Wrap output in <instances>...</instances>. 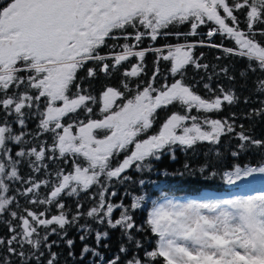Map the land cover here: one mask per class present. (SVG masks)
<instances>
[{"label": "snow or ice", "instance_id": "1", "mask_svg": "<svg viewBox=\"0 0 264 264\" xmlns=\"http://www.w3.org/2000/svg\"><path fill=\"white\" fill-rule=\"evenodd\" d=\"M242 10H246L247 31L239 28V20L234 15V12ZM209 22L216 26L208 31L209 39L219 33L236 45L235 49L223 48L224 53L246 58L250 67L256 66L264 71V44L255 39V25L264 23V0H233L231 5L227 0H0V109L8 115L15 113L23 128V109L32 108L35 104L40 117L38 127L42 132L53 133L50 151H58L60 157H82L86 164L84 166L74 159L73 169L69 172L63 169L57 171L54 180L37 182L31 177L23 180L18 169L21 161L13 158L7 144L26 143V133L14 134L7 122L0 124V215L8 212L16 199L14 195H9L13 182L30 185L22 192L17 189V194H33L34 198L29 203L45 206L42 211L25 209L26 215L10 211L12 220H18L19 224L14 226L8 221L12 235L6 242L7 251L18 256L20 264H30L33 258L35 264H43L40 257L44 256V252L40 249H51L52 245L47 241L57 231L55 227L50 232L47 229L56 225L64 230L85 217L100 224L106 222L112 229H122L137 250L143 245L132 232L147 229L157 237L155 249L146 250L144 258L133 256L127 264H156L157 260H161L162 264H264V192L222 200H153L144 224L137 225L135 211L141 208L143 196L132 197L130 206L113 204L105 195L107 184L101 181V177H106L108 181L113 178L127 180L124 175L126 170L132 167L137 171L150 168L151 161L159 160L165 151L171 152L175 158L173 146L190 149L198 142L216 145L224 135H234L240 141L239 150L231 151L234 159L253 147L264 148V142L247 135L243 125L240 126L241 131L236 132L234 122L206 115L220 111L223 102L229 105L237 102V98L231 93L217 96L207 83L204 88L212 98H205L197 94L194 84L185 82L186 66L194 65L197 69L208 67L194 59L196 43L135 50L145 36L156 41L159 35H169L163 30L171 25L190 23V32L176 33L187 38L197 35L199 26ZM129 27L135 30L134 35L126 31ZM140 28L145 31H140ZM259 35L264 36V30ZM107 39H132L135 43L113 44L108 54L101 55L98 49L107 46ZM199 43L204 44L203 41ZM209 46L222 47L215 44ZM116 48L122 50L117 52ZM149 51L156 53V68L147 85L137 90L132 98L107 87L97 99L76 83L78 69L88 61L100 63V71L108 74L110 67L118 69L134 57L139 62L126 70L123 76L138 77L144 71L143 61ZM109 60L113 61L111 65L107 63ZM161 60L171 63V77L180 78L168 83L165 76L164 82L156 87L155 83L161 76ZM223 71L227 72V69ZM21 72L27 75H19ZM95 76L96 72L90 68L88 77ZM73 86L76 92L69 95ZM21 87L26 90L13 91ZM123 87L129 90L126 81ZM27 89H34L37 94L31 95ZM220 91L224 92L223 89ZM258 91H264V81L260 82ZM41 98H45L46 104L43 111L39 110ZM117 101L125 102L117 104ZM97 103L102 119L91 118L94 109L90 105ZM174 104H178L184 114H171L158 134L140 139L153 127L158 110ZM78 110L87 114L86 123L62 124V118L77 114ZM193 110L204 115H192ZM252 115H264V108L255 110ZM98 132L104 133L103 138H97ZM129 152L118 166L111 167L113 158ZM25 156L35 158L30 164L33 171L39 172L46 157V146L39 149L32 147L27 151L21 148L15 153L17 158ZM188 167L186 164L185 169ZM206 168L211 171L208 165L200 167L199 171L206 174ZM255 174H264V166H241L237 163L234 170L223 171V180L233 185ZM97 184L102 185L98 202L86 212L78 203L75 214L69 218L61 197L65 194L78 195ZM42 185L51 189L43 198L38 194ZM111 195L115 197L117 193L113 191ZM53 206L57 214L49 218ZM117 209L123 211L119 218L113 220L114 210ZM41 228L46 230L42 237ZM81 228L85 231V235L80 236L83 241L90 229L86 225H81ZM106 237L107 232H96L97 244ZM73 243L72 240L67 241L69 248ZM4 244L5 241L0 239V245ZM16 244L21 250L14 247ZM25 244L32 251L25 253ZM128 250L124 245L120 248L124 254ZM89 252L98 255L85 244L81 256ZM49 254L47 264H55L56 254L50 251ZM119 260L117 256L109 264H119ZM0 264L11 262L4 258Z\"/></svg>", "mask_w": 264, "mask_h": 264}, {"label": "trees", "instance_id": "2", "mask_svg": "<svg viewBox=\"0 0 264 264\" xmlns=\"http://www.w3.org/2000/svg\"><path fill=\"white\" fill-rule=\"evenodd\" d=\"M263 26V25H262ZM239 28L241 30L247 29L246 18L239 19ZM255 39L264 44V36L256 35ZM160 40L156 44L149 45L154 48H165L166 46H175L177 44L196 43V47L193 49V57L200 65H208L207 68L197 69L194 65L186 66L184 70V79L187 84H194L197 94L205 98H212V95L204 88V84L207 83L214 90L217 96H221L226 93H231L237 98V102L229 105L227 102L222 103L220 111L206 114L212 119L228 120L230 123L234 122L236 132L241 131V125L243 130L250 137L264 142V115H252L255 110L264 108V91H258L260 82L264 81V71H261L256 66H249V62L246 58H240L235 55H228L224 53L223 48H233L234 43L231 39L222 42L215 38L213 39H196V40H179L174 42H163ZM200 41H203V46L200 45ZM210 44L222 45V47H211ZM166 54V52H165ZM156 53L147 52L143 64L144 71L138 77L125 78L123 73L126 70H130L131 66L138 63L137 58H131L128 62L124 63L125 70L119 71V69L113 70L112 77L108 79V75H103L101 72H96L95 77H88V66L78 69L76 74V83L80 84L82 88L88 90V92L97 99L100 97L103 91L107 87H113L121 92L125 93L127 98H132L137 90H142L147 85L152 77V74L156 68ZM93 69V66L90 67ZM159 68L161 76L157 79L155 86L159 87L164 82V77H168V83L173 82L174 79L180 78L179 76L173 78L170 75L171 63L161 60L159 62ZM227 69V72L223 71ZM243 74V75H242ZM19 75L26 76L27 73L21 72ZM118 76V78H117ZM114 84L107 83L106 81L116 80ZM102 81V82H100ZM128 83L129 90H125L123 82ZM220 89L224 92L221 93ZM25 87L19 89H13V91L23 92ZM29 94H37L34 89H27ZM76 92L75 86L71 88L72 93ZM125 101H117L120 104ZM94 109V113L91 118L102 119L99 115V103L90 105ZM46 107L45 98H41L39 102V110L43 111ZM25 115V124L21 128L17 121L16 114L8 115L2 109H0V124L7 122L13 129L14 134H20L21 131L26 133L24 140L27 141L23 144H14L8 142L7 147L11 149V155L13 158L20 159L18 165L19 174L23 180H28L29 177L34 181L41 180H54L55 173L61 169L65 172H69L73 169L72 161L75 159L80 164L86 166L82 157H73L71 155L66 157H60L59 152H52L50 149L53 146V133L42 132L38 127L40 117L37 112V107L34 104L32 108L23 109ZM184 114V110L178 105L174 104L166 108L158 110L156 120L153 127L147 132L141 135L140 139H145L150 135L158 134L160 127L167 120V118L173 114ZM192 115H204L192 111ZM87 114L84 111L78 110L77 114H69L67 117L62 118V124L67 126L69 123L78 124L80 121L87 122ZM75 127L73 132L75 133ZM58 131H62L58 130ZM104 133L98 132L97 138H103ZM240 141L234 135H224L221 137L219 144L213 145L208 142H198L194 147L190 149H183L181 146H173L175 149L174 157L169 151L163 152L159 160H152L151 167L146 168L143 171H137L135 167L126 170L125 176L127 180L120 179L108 181L106 177H101L102 183L107 184V190L105 195L108 202L113 204L123 203L125 206H130L132 203V197L139 198L143 196L141 208L135 211V222L137 225L144 224L147 212L150 210L152 201L157 200L160 202V197L163 194H171V199L175 201H187L190 199L198 200L203 199L210 194H217L223 197H231L235 191H238L240 187L236 185H229L223 180V171L234 170L237 163L241 166L258 167L264 166V148H251L250 150L243 151L237 158L231 157V151L239 150ZM40 146H46V157L42 161V167L39 172L33 171L30 161H34V157H15V153L21 148L25 151ZM134 147V146H130ZM219 153V156H217ZM126 154L121 153L111 161V167L115 168L119 162H122ZM48 157H53L49 159ZM218 159L220 162L218 163ZM189 165L188 169H185V165ZM208 165L211 171L206 168V174L199 171L200 167ZM225 165L228 167L225 168ZM215 173V175H213ZM30 185L22 182H13L11 184V191L9 195L16 197L13 204L10 206V210L0 215V239L5 241L4 245H0V262L7 258L11 264H20V258L14 256L7 251V239H9L12 233L8 228V221L12 224L18 225V220H12L10 211H16L20 215H26L25 209H32L34 211H42L44 205H34L29 203L34 198L33 194L28 196L17 194V189L21 192ZM102 189L101 184L93 186L88 191H81L78 195L68 196L63 195L61 197L62 202L66 205V211L69 213V218L76 212V205L82 204L83 210L86 212L96 202H98V193ZM51 189L47 186H41L38 189V194L43 198ZM115 191L117 195L113 197L111 192ZM239 195V194H237ZM227 198V199H228ZM123 209L114 210L113 220L119 218ZM52 214H57L55 207L53 206L49 218ZM81 225H86L90 231L87 232L86 238L82 241L81 235H85V231L81 228ZM57 229L55 234L49 236L47 241L52 247L49 250L47 247H42L40 251L44 252V256L40 257L43 264H47V260L50 258L49 251L56 254L55 264H109V261L113 260L117 256L120 257L119 264H127L133 256L138 255L140 258H144L146 250H153L156 247L157 237L153 235L150 230L141 232H132L135 239L142 242V247L137 250L134 243L127 240L123 230L120 228L112 229L105 222L103 224L97 223L95 220L89 218H82L76 224L66 226L64 230L53 225L47 231H51V228ZM146 227V226H145ZM19 231V228H17ZM45 229H39L40 236L45 233ZM96 232L101 234L107 232V237L103 238L99 244L96 242ZM72 240L73 246L69 248L67 241ZM55 242V243H53ZM87 244L98 255H93L91 252L85 253L81 256L84 245ZM124 245L129 250L126 254L120 252L121 246ZM14 247L17 250L20 249V245L16 244ZM25 253L32 251L30 246L25 244L23 247ZM30 264H35V259L30 261ZM156 264H162L161 260H157Z\"/></svg>", "mask_w": 264, "mask_h": 264}, {"label": "flooded vegetation", "instance_id": "3", "mask_svg": "<svg viewBox=\"0 0 264 264\" xmlns=\"http://www.w3.org/2000/svg\"><path fill=\"white\" fill-rule=\"evenodd\" d=\"M227 2L231 5L233 3V0H227ZM220 11H221V14H222V9ZM234 15L237 16L238 20L241 19V18L245 19L246 18V10L234 12ZM228 22H229V24L231 26V22L230 21H228ZM214 27H216V26L212 22H209V23L204 24V25H200L199 28L197 29V35L188 36L187 38H185L183 35L177 36L176 33L184 34V33L190 32L191 31V24L190 23L174 24V25L169 26L168 29L163 30V31L168 32L169 35H159L156 41H152L150 39V37L145 36L144 39L142 40V42L140 43L139 47L136 48L135 50L148 49L147 47L149 45L156 44L162 39H164L163 42H168V43L169 42H174V41H179V40H187V39L188 40H196V39H202V38L209 39V37L207 36V33H208V31L210 29H212ZM261 30H264V23H257L255 25V31L257 32V34H259V32ZM126 31L128 33H132L133 35L135 34V30L133 28H131V27L127 28ZM140 31H145V30L143 28H140ZM244 31H247V29H245ZM116 34L119 35V33H116ZM213 38H215L217 40H220L222 42H225V41L229 40V38L227 36H222L219 33L215 34L211 39H213ZM126 42L129 43V44H134L135 43V41L132 40V39H130L128 41H125L124 39H119V40L107 39V41H106V45L107 46H102L101 48L98 49V52L101 55L108 54L112 50V45L113 44L123 45ZM160 48H162V47H160ZM121 50H122L121 48H116L115 49V51H117V52H119ZM130 60H131V58H130ZM107 63H109V65H111L113 63V61L109 60V61H107ZM124 63L118 68L119 71H122V70L126 69L124 67ZM84 66H88L89 69H90V67L93 66V69H94L95 72H101V74L106 75L104 72L100 71V68L102 66L100 63H97V62H94V61H88ZM111 69H113V68L110 67V69H109L108 79L112 77L111 73L113 72V70H111ZM114 69H116V68H114ZM117 78H118V76H117ZM100 82H102V81H100ZM106 82L110 83V84L111 83L114 84L115 82H118V81L116 79V80H111V81L107 80Z\"/></svg>", "mask_w": 264, "mask_h": 264}, {"label": "rangeland", "instance_id": "4", "mask_svg": "<svg viewBox=\"0 0 264 264\" xmlns=\"http://www.w3.org/2000/svg\"><path fill=\"white\" fill-rule=\"evenodd\" d=\"M233 41V40H232ZM234 43V41H233ZM234 46L236 47L235 43ZM167 151H165L166 153ZM239 188L238 191H235L233 193V196L231 197H223L217 194H210L208 196H206L203 199H198L195 201H205V200H222V199H230L233 198L234 196H236L237 194L239 195H249V194H255V193H259V192H264V174H255L252 177H248V178H244V180L242 181H238L236 184H234ZM193 200V199H190ZM190 200L187 201H179V202H188ZM152 206V205H151Z\"/></svg>", "mask_w": 264, "mask_h": 264}, {"label": "clouds", "instance_id": "5", "mask_svg": "<svg viewBox=\"0 0 264 264\" xmlns=\"http://www.w3.org/2000/svg\"><path fill=\"white\" fill-rule=\"evenodd\" d=\"M245 195H236V196H234L233 198H237V197H239V198H243ZM160 201H163V200H170L171 199V194H163L160 198ZM230 199H232V198H230ZM172 200V199H171Z\"/></svg>", "mask_w": 264, "mask_h": 264}]
</instances>
